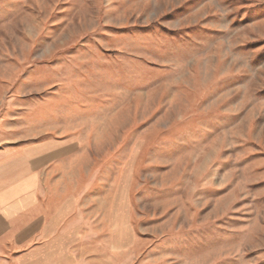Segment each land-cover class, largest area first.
Here are the masks:
<instances>
[{"label": "rangeland", "instance_id": "rangeland-1", "mask_svg": "<svg viewBox=\"0 0 264 264\" xmlns=\"http://www.w3.org/2000/svg\"><path fill=\"white\" fill-rule=\"evenodd\" d=\"M0 102L138 255L264 264V0H0Z\"/></svg>", "mask_w": 264, "mask_h": 264}, {"label": "crops", "instance_id": "crops-1", "mask_svg": "<svg viewBox=\"0 0 264 264\" xmlns=\"http://www.w3.org/2000/svg\"><path fill=\"white\" fill-rule=\"evenodd\" d=\"M26 115L22 136L24 125L0 112V264H163L138 255L113 210L87 209L67 191V142Z\"/></svg>", "mask_w": 264, "mask_h": 264}]
</instances>
